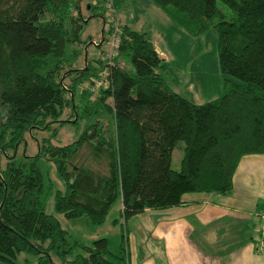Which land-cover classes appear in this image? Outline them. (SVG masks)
Listing matches in <instances>:
<instances>
[{
    "label": "trees",
    "instance_id": "trees-1",
    "mask_svg": "<svg viewBox=\"0 0 264 264\" xmlns=\"http://www.w3.org/2000/svg\"><path fill=\"white\" fill-rule=\"evenodd\" d=\"M81 1L0 0V264H13L20 253L35 255V264H126L128 219L178 206L186 194H228L240 158L264 155V0H149L191 37L216 31L223 91L199 105L171 89L144 31L119 25L110 66L102 52L94 64L75 66L86 47ZM110 2L116 12L122 0ZM83 6L90 14L98 8L94 0ZM103 16L101 44L111 29ZM105 68L106 87L93 94ZM80 123L70 143L50 142L62 126ZM34 131L50 133L27 155L25 137ZM177 142L183 148L172 171ZM42 163L54 169L60 190ZM50 196L55 213L85 216L94 227L118 202V255L99 238L78 246L85 256L66 261L77 244L45 213Z\"/></svg>",
    "mask_w": 264,
    "mask_h": 264
},
{
    "label": "crops",
    "instance_id": "crops-1",
    "mask_svg": "<svg viewBox=\"0 0 264 264\" xmlns=\"http://www.w3.org/2000/svg\"><path fill=\"white\" fill-rule=\"evenodd\" d=\"M150 42L165 66L168 58ZM167 73L163 69L162 76L170 81ZM231 182L228 194L191 193L178 206L144 210L128 219L125 263L264 264L257 246L260 236L264 242V155L241 157ZM130 226L140 232L139 241Z\"/></svg>",
    "mask_w": 264,
    "mask_h": 264
},
{
    "label": "rangeland",
    "instance_id": "rangeland-1",
    "mask_svg": "<svg viewBox=\"0 0 264 264\" xmlns=\"http://www.w3.org/2000/svg\"><path fill=\"white\" fill-rule=\"evenodd\" d=\"M84 2L85 0L80 2V13L87 21L85 20L86 23L83 24L80 39L86 47L79 48L81 54L75 63L77 67L82 66L86 60L94 64V61L100 57L103 50V44L100 43L103 24L99 14L102 10L104 11L103 17L107 20L105 2L103 8H100V5L103 4L102 1L94 0L98 8L93 14L86 13V9H83ZM216 6L224 14H230L228 9L219 2L216 3ZM116 19L118 27L123 23L133 30L144 31L147 33L149 41H155L161 47L168 58L164 66L168 70V79H174V83L171 79L170 81L167 80L171 89L176 90L181 96L196 105L214 101L220 96L223 89L221 85L222 76L218 71L217 34L215 29L210 28L198 37H191L168 20L167 17H164L149 0H122L116 10ZM125 68L131 70L128 63L125 64ZM67 116L68 110H64L61 118L64 119ZM82 127L83 123H80L77 127L70 124L64 125L57 130L55 139L50 142L53 145H66L75 138ZM52 128L57 127L52 125ZM49 133L34 131L32 135L26 136L24 152L27 155L34 154L36 152L35 141L48 136ZM182 148V142H177L171 151L169 167L172 171H178L179 169ZM20 151H22L21 147L18 148L17 154ZM41 169L44 177L52 183L53 189L60 190L61 183L51 165L42 163ZM187 195L189 194L184 195L182 199ZM45 213L56 219L60 228L66 231L69 239L77 244V247H74L70 255L66 257V261H71L76 256H85L78 246H90L93 240L99 238L107 240V249L111 255H118L120 234L124 228L123 220L119 216L118 202L111 206L103 224L96 227L92 226L85 216L66 219L55 213L53 211L52 196L47 197L45 200ZM133 218L135 219V217ZM130 232L136 236V241L140 240L139 231L130 226ZM51 260L56 262L57 259L54 255H51ZM35 263L36 256L28 253H20L13 260V264Z\"/></svg>",
    "mask_w": 264,
    "mask_h": 264
},
{
    "label": "built area",
    "instance_id": "built-area-1",
    "mask_svg": "<svg viewBox=\"0 0 264 264\" xmlns=\"http://www.w3.org/2000/svg\"><path fill=\"white\" fill-rule=\"evenodd\" d=\"M105 9H106V18H108L109 22H111V29L106 32V36L105 39L103 41V50H102V60L105 61L107 66L111 65V61L113 59V57L115 56V52H116V48L118 45V21L116 19V12L113 9V6L110 2V0H106L105 2ZM106 25L104 26L105 29ZM98 79L97 81L93 82V86L90 88V91L94 94L95 91L99 88V87H106V80H105V76H106V68L101 70L98 73ZM264 216L261 215V219ZM260 240L257 244L258 249L261 250L262 252H264V242L262 239V236H260Z\"/></svg>",
    "mask_w": 264,
    "mask_h": 264
}]
</instances>
